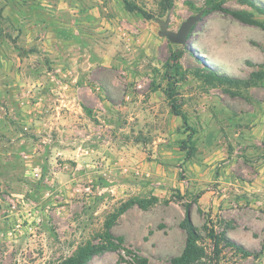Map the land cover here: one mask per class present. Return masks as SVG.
I'll return each instance as SVG.
<instances>
[{"label":"rangeland","instance_id":"rangeland-1","mask_svg":"<svg viewBox=\"0 0 264 264\" xmlns=\"http://www.w3.org/2000/svg\"><path fill=\"white\" fill-rule=\"evenodd\" d=\"M0 0V264H170L189 217L198 264H264V28L215 11L178 32L208 0ZM264 8V0H250ZM264 15L243 0H215ZM200 70L199 75L197 71ZM167 94L186 116L171 109ZM169 200L105 222L130 197ZM256 257L221 242L204 226ZM110 243L111 245H108Z\"/></svg>","mask_w":264,"mask_h":264},{"label":"trees","instance_id":"trees-1","mask_svg":"<svg viewBox=\"0 0 264 264\" xmlns=\"http://www.w3.org/2000/svg\"><path fill=\"white\" fill-rule=\"evenodd\" d=\"M246 4L253 6L255 10L264 15V8L257 7L251 2L250 0H243ZM124 9L129 13H139L143 18L150 19L151 16H149L144 10L136 6L134 3H131L128 0H123ZM206 8L202 10L201 16H206L212 12L220 11L225 14H228L235 20L251 26H257L264 28V26L256 21L253 16L249 13L237 10H230L222 6V3H215V0H208L206 3ZM193 29V28H192ZM200 70L197 71V75H199ZM203 77L209 81V82H218L220 84H227V85H247L251 82H254L255 80H261L264 78V74L262 73H254L252 75L251 80L248 81H242L235 78H230L225 75H220L214 73V71H206L203 72ZM167 99L169 101V104L171 106V109L175 115L180 117L183 120V123L186 124V116L182 114L179 107H177L173 101L172 96L167 94ZM159 203H162L164 205H168L170 203L169 200H160L158 196H149V197H133L129 198L126 201L122 202L120 206L111 213L106 222H105V240L107 242H110L109 240L112 238V235L110 233V229L116 222V220L126 213L128 210L136 207L140 210H147ZM207 223H211L210 220L206 221V224L204 226L205 231H207V237L211 241V245L213 247L212 250L216 252L218 255L220 253V245L221 242L225 243V246H228L241 255L242 258L244 257H256L257 254H254L247 249H245L242 245L230 240L225 236L224 233H221L219 235L215 234L213 226L208 228ZM180 227L184 229V232L186 234V240L184 244V248L182 249L181 253L171 258L170 264H198L204 257H205V251L204 248L199 244L200 234L196 227L192 224L191 220L188 216L185 217V219L180 223ZM108 245H111L108 243ZM262 249H264V241L262 244ZM114 249L112 246H91L86 245L84 247L78 248L75 253L62 261L60 264H86L88 261H90L95 255L101 254L104 251L112 250ZM138 264H150L148 261L144 258H136Z\"/></svg>","mask_w":264,"mask_h":264},{"label":"water","instance_id":"water-1","mask_svg":"<svg viewBox=\"0 0 264 264\" xmlns=\"http://www.w3.org/2000/svg\"><path fill=\"white\" fill-rule=\"evenodd\" d=\"M201 13L202 11H200L197 15H195L191 19L183 22L178 32L170 31L167 29L166 24H162L160 35L165 37L171 43L178 45H185L192 31V28L194 24L199 20V16L201 15Z\"/></svg>","mask_w":264,"mask_h":264}]
</instances>
